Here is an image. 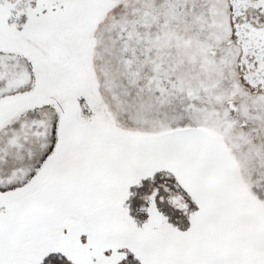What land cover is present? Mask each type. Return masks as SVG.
Wrapping results in <instances>:
<instances>
[{"label":"snow or ice","instance_id":"obj_1","mask_svg":"<svg viewBox=\"0 0 264 264\" xmlns=\"http://www.w3.org/2000/svg\"><path fill=\"white\" fill-rule=\"evenodd\" d=\"M0 264H264V0H0Z\"/></svg>","mask_w":264,"mask_h":264}]
</instances>
